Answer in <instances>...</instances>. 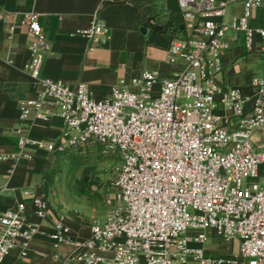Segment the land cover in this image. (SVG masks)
<instances>
[{
    "label": "built area",
    "instance_id": "obj_1",
    "mask_svg": "<svg viewBox=\"0 0 264 264\" xmlns=\"http://www.w3.org/2000/svg\"><path fill=\"white\" fill-rule=\"evenodd\" d=\"M177 1L192 33L170 41L168 63L181 71L172 79L144 73L129 83L120 80L100 101L85 84L73 88L42 78L50 45L39 17L17 15L30 41L24 70L40 92L20 104L15 131L20 151L2 160L32 161L28 149L68 160L98 150L121 160L114 170L115 208L103 223L90 226L89 239L72 243L71 254L54 255L56 264H264V73L254 78L251 95L218 84L228 31L244 34L249 51L260 38L264 64V29L250 25V12L264 8V0ZM240 3L244 14L228 20L229 6ZM109 36V28L95 19L71 38L95 44ZM53 117L64 121L59 140H32L29 122ZM49 214L42 195L0 213V264L16 250L20 259L27 258ZM52 229L55 243H71L72 226L64 213ZM209 232L226 242L237 237L239 256H209Z\"/></svg>",
    "mask_w": 264,
    "mask_h": 264
},
{
    "label": "crops",
    "instance_id": "obj_2",
    "mask_svg": "<svg viewBox=\"0 0 264 264\" xmlns=\"http://www.w3.org/2000/svg\"><path fill=\"white\" fill-rule=\"evenodd\" d=\"M120 1L104 5V0H0V213L18 204H31L35 195L44 196L50 205L49 216L41 221L44 234L32 241L27 258L20 259L16 250L5 264H56L54 255L71 254L72 243L89 239L90 226L103 223L108 216L107 211H101L100 205L92 202L88 207L77 201L69 203L70 206L65 204L63 197L52 189L49 170L53 158L47 152L28 149L32 161L2 160L20 151L15 133L19 127L20 104L36 99L40 92V87L24 70L31 59L30 41L27 28L19 25L17 15L32 12L39 17L43 36L50 45L42 78L61 81L73 88L85 84L92 98L100 101L110 96L120 80L129 83L144 73H157L161 80L174 78L181 69L168 63L170 41L192 36L177 0ZM243 14L241 3L231 5L227 19ZM2 17L8 20L2 21ZM95 19L109 28V39L101 38L93 44L79 37L71 38L78 30L89 28ZM12 25L15 32L11 34ZM250 25L264 29V8L250 12ZM223 42L227 50L219 86L251 95L254 78L264 73L262 40L257 38L253 51H249L244 34L228 31ZM91 48L94 50L90 53ZM63 130L64 121L59 117L48 122L32 119L27 134L34 141L51 143L59 140ZM60 212L72 226L71 243L57 244L50 239L53 222ZM32 221L39 220L32 218ZM218 239L222 238L209 232L205 247L209 256L223 259L239 256V245L235 247L234 240L225 243Z\"/></svg>",
    "mask_w": 264,
    "mask_h": 264
},
{
    "label": "rangeland",
    "instance_id": "obj_3",
    "mask_svg": "<svg viewBox=\"0 0 264 264\" xmlns=\"http://www.w3.org/2000/svg\"><path fill=\"white\" fill-rule=\"evenodd\" d=\"M120 165L119 158L103 157L98 150H88L84 155L72 156L69 160L53 159L49 170L52 189L63 197L66 205L77 201L83 203V207H88L87 204L92 202L99 204L101 211H107L109 214L116 206L114 170ZM218 240L225 242L222 239ZM234 241L235 247L238 245L240 247L237 237Z\"/></svg>",
    "mask_w": 264,
    "mask_h": 264
}]
</instances>
